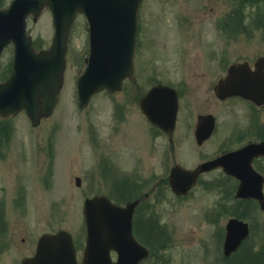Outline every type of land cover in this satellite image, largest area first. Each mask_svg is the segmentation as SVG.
I'll list each match as a JSON object with an SVG mask.
<instances>
[{"label":"rangeland","instance_id":"1","mask_svg":"<svg viewBox=\"0 0 264 264\" xmlns=\"http://www.w3.org/2000/svg\"><path fill=\"white\" fill-rule=\"evenodd\" d=\"M9 1L3 0L4 5ZM140 9L143 26L150 28L137 60L144 69H176L185 53L192 56L201 48L191 40L193 30L187 29L186 24L185 28H179L176 23L182 21L185 13L190 16L192 27L201 26V22L206 23L211 17L214 21L229 11L226 26L241 23V27H235L229 34L214 25L208 26L211 49L202 52H212V47L218 50L222 40L229 37L232 38L229 61H234L240 52L241 59L249 60L264 54V0H143ZM157 25L161 27L154 29ZM72 27L64 84L53 114L33 127L22 111L11 119L10 125L0 126V204L3 205L0 210L4 211V216L0 212L3 242L0 264H19L22 257L33 253L40 234L60 228L68 230L77 243L83 244L82 205L87 196L105 194L113 201L124 202L144 192L149 196L143 200L139 214V220L145 222H140L141 234L150 239L154 231L157 235L150 245L154 255L145 264H228L221 262L219 250H208L209 245L204 248L201 241L209 237L214 226L219 227L217 236H220L226 218L240 215L241 219L252 222L251 239L255 243L256 229L264 226V212L248 204H236L228 193L222 211L219 209L209 222L203 219L204 208L218 204L213 200L221 197L219 187L200 183L187 198L176 197L167 182L158 178L165 169L168 173L176 162L193 167L198 163L197 152H183L182 140L174 146L168 144L166 137L156 136L138 105H127L125 92L119 95L99 92L86 108L78 109L75 81L84 67L87 51L84 19L78 15ZM28 29L37 40V48L48 46L53 35L50 11L45 9L35 21L29 17ZM11 58L10 46L0 58L2 71ZM192 94L189 112L193 116H188L189 120H194V113L208 106L217 111L219 103L212 98L214 94L202 90ZM253 115L257 128L264 111L258 114L241 101V144L258 137V133L244 130ZM182 126L181 123L179 133L184 134ZM76 176L81 178L80 186L75 184ZM240 256L238 252L229 264H239Z\"/></svg>","mask_w":264,"mask_h":264},{"label":"water","instance_id":"2","mask_svg":"<svg viewBox=\"0 0 264 264\" xmlns=\"http://www.w3.org/2000/svg\"><path fill=\"white\" fill-rule=\"evenodd\" d=\"M139 2L140 0H14L8 9H1L0 52L4 45L12 41L14 58L10 77L5 83L0 84V117H11L25 108L32 124L37 125L41 117L51 114L62 87L69 30L77 12H83L89 21L90 42L88 64L77 82L80 106L84 107L91 94L100 89L119 91L123 78L130 75L133 68L134 41L129 30L128 16L130 11L135 13ZM44 6H48L52 11L55 32L50 47L36 52L30 37L26 35L25 20L30 13L36 19ZM102 24H105L103 31L100 30ZM102 37L106 38V41L102 42ZM235 67L232 66L229 70L227 79L231 81L236 78ZM163 88L165 87L152 89L148 97L160 96L149 107L145 106L147 103L141 101V107H145L154 123L171 132L177 100L175 94H172L171 106L168 110H162L161 96L165 92H170L169 89ZM216 92L220 97L240 94L241 97L258 105L262 104L264 72L250 71L246 65L241 64V83L227 89L221 81ZM162 120L166 121V125L161 123ZM212 123L211 116H199L196 128L198 138L211 131ZM259 154H264V142L249 144L217 161L199 165L195 170H187L176 165L171 169L169 182L177 194L185 193L195 183L201 171L215 165L223 166L234 156H241L243 183L237 195L257 197L260 200L263 197L260 192L261 185L248 187L247 184L251 180L248 175L249 170H252L250 159ZM223 167L230 173L239 175L238 169L230 170ZM245 167L246 175L242 172ZM137 202L135 200L121 207L104 196L85 200L87 238L83 264H137L146 255L147 250L136 242L131 234V217ZM261 205L264 206L262 199ZM227 228L225 254L234 250L248 232L246 223L235 219L229 221ZM110 249H115L118 253V260L115 263L110 260ZM50 257L53 259L51 263L46 259ZM21 264H76L69 234L65 231L43 234L38 240L35 255L22 259Z\"/></svg>","mask_w":264,"mask_h":264},{"label":"flooded vegetation","instance_id":"3","mask_svg":"<svg viewBox=\"0 0 264 264\" xmlns=\"http://www.w3.org/2000/svg\"><path fill=\"white\" fill-rule=\"evenodd\" d=\"M187 17L190 18L187 13L183 14L182 21L176 22L179 28L192 29L191 40L196 44L200 45L201 48L195 50L192 56H187L188 53H185V57L180 58V55L177 57L178 68L176 69H144L143 66L137 63L134 76L126 79V85L129 89L130 98L135 102H138L140 97L146 93V91L154 84H164L169 85L175 89L178 95L179 108L176 114L175 126L170 135H168L164 130L159 127L151 124L147 118L144 116L145 121L150 126L152 130H155L154 133L156 136L166 137L168 144L176 145L177 141H184L183 152H197L200 156L198 162L204 160H209L220 156L226 152L236 150L241 148L242 144L247 143L248 141H264V117L259 116L258 126L256 128L255 119L252 117L248 118L247 124L244 126V130L251 132L252 134L258 133V137L251 138L245 143L241 144V96H232L225 99H221L216 96L214 89L216 82L225 77L228 73V69L231 64L238 63L239 69L237 70L239 77H241V60L247 61L252 70H256L254 63L258 57L264 56V54L257 55L252 60L241 59V52L234 61H229L230 50H227L220 53H215L213 51L217 48L212 47V52H202L203 49H211L208 41L211 38L207 37L208 26L213 24L212 17L211 20L206 23L201 22V26L192 27L190 20H187ZM186 24V25H185ZM143 20H140V26L138 23L137 29V47L135 58H139V53H141V43L143 40H146L150 34V28H145ZM148 29V31H146ZM177 31H182L181 29L176 28ZM145 33V35H143ZM241 43V38L239 40ZM203 47V48H202ZM148 49V48H147ZM146 49V50H147ZM138 60V59H137ZM260 71L264 72V60L258 63V68ZM162 76L177 77L174 80H165L161 79ZM214 78V79H213ZM202 90L206 93L211 92L214 94L212 98L218 101L217 111L213 112L209 109H202L194 113V120L191 118L188 119V116L192 117L193 115L189 112L191 107V102L189 99L194 95L192 93ZM234 104L236 106L232 107ZM231 106V107H229ZM250 106L257 111L259 114L263 109L262 106H255L250 103ZM212 113L215 116V129L210 137L204 139L202 142H198L194 129L199 114ZM181 123L183 130L186 133H179V128H181ZM191 129L190 132H187ZM218 136V137H217ZM180 137V138H178ZM194 145V146H193ZM210 150V151H208ZM254 168L264 175V156H259L253 159ZM211 177H219L218 180L207 179L204 181V185L212 188H220L221 197H216L213 202H218L204 208L203 219L205 221H211L214 216L217 215L219 209L221 210L222 206L225 204L227 198L229 185L232 183L234 186H237L238 181L231 177L230 175L225 174L220 168L211 170L207 172V175ZM221 178H228L231 182H226V180ZM234 202L238 205L248 204L255 208V210H261L258 203L254 199H234ZM251 208V207H250ZM222 211V210H221ZM252 211V208H251ZM261 212V211H260ZM229 217L226 218V220ZM145 224V222H144ZM250 230L249 234L245 239L240 243L239 249L241 250V264H246L245 262H255L260 256V251L264 250V228L256 229L257 234L255 237V243L251 239V236L254 233L253 224L249 222ZM225 225V223H224ZM159 228V227H158ZM165 228L162 229L164 232ZM219 227L214 226L213 237L209 236L204 241H201V244H212L213 251L219 250L222 254L221 262H229V256H225L223 253V244L225 236V228L222 231L220 236L218 235ZM162 236V235H160ZM216 236L218 239H216Z\"/></svg>","mask_w":264,"mask_h":264},{"label":"trees","instance_id":"4","mask_svg":"<svg viewBox=\"0 0 264 264\" xmlns=\"http://www.w3.org/2000/svg\"><path fill=\"white\" fill-rule=\"evenodd\" d=\"M5 123H7V122H0L1 126H6Z\"/></svg>","mask_w":264,"mask_h":264}]
</instances>
